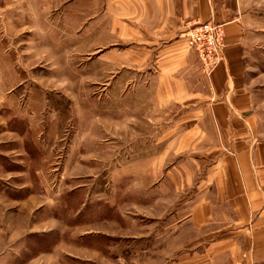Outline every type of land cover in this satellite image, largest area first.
Listing matches in <instances>:
<instances>
[{"label":"crops","instance_id":"obj_1","mask_svg":"<svg viewBox=\"0 0 264 264\" xmlns=\"http://www.w3.org/2000/svg\"><path fill=\"white\" fill-rule=\"evenodd\" d=\"M207 21L225 32L223 60L208 75L187 43V32ZM4 29L23 36L6 49L0 40L8 77L24 72L25 60L55 56L75 63L96 56L110 73L135 71L152 80L158 104L195 111V129L184 136L198 135L206 144L202 155L213 161L195 181L198 199L152 202L174 208L158 220L161 230L152 239L174 240L166 264H264V0H3ZM7 73L0 68V80ZM2 107L9 123L26 125L13 130L23 143L18 156L43 162L46 147L31 130L30 113L15 104ZM169 135L167 151L177 147ZM29 171L25 188L45 190L38 170ZM183 174L185 188L191 186V173Z\"/></svg>","mask_w":264,"mask_h":264},{"label":"rangeland","instance_id":"obj_2","mask_svg":"<svg viewBox=\"0 0 264 264\" xmlns=\"http://www.w3.org/2000/svg\"><path fill=\"white\" fill-rule=\"evenodd\" d=\"M0 40L6 49L23 36L4 29ZM56 58L22 61L15 78L7 61L0 64L7 73L0 80V264H166L174 240L152 238L174 208L152 202L198 199L195 181L213 161L202 155L198 135L184 136L195 129V111L158 104L152 80L110 73L96 56ZM12 104L30 113L46 147L39 164L18 156L23 143L14 131L26 125L9 123L2 106ZM168 133L177 140L169 151ZM29 169L38 170L45 190L25 188ZM184 169L192 181L186 188Z\"/></svg>","mask_w":264,"mask_h":264},{"label":"built area","instance_id":"obj_3","mask_svg":"<svg viewBox=\"0 0 264 264\" xmlns=\"http://www.w3.org/2000/svg\"><path fill=\"white\" fill-rule=\"evenodd\" d=\"M188 49L195 53L203 72L210 74L223 60L225 32L212 21L194 25L187 32Z\"/></svg>","mask_w":264,"mask_h":264}]
</instances>
